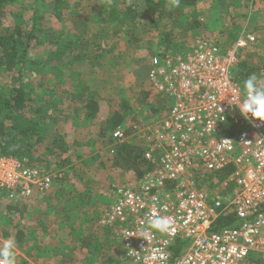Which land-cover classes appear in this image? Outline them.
Instances as JSON below:
<instances>
[{"label":"built area","instance_id":"2783aa9c","mask_svg":"<svg viewBox=\"0 0 264 264\" xmlns=\"http://www.w3.org/2000/svg\"><path fill=\"white\" fill-rule=\"evenodd\" d=\"M255 43L243 31L226 50L200 38L187 50L150 58L146 80L159 113L110 134L116 143L141 145L152 164L141 178L113 187L99 222L113 237L120 264H264V123L246 121L229 106L231 95L239 98L233 71ZM63 176L43 173L27 159L0 157V191L11 202L44 195ZM152 213L171 217L174 230L141 237ZM226 216L234 225L209 232ZM186 239L189 247L171 263V247Z\"/></svg>","mask_w":264,"mask_h":264},{"label":"rangeland","instance_id":"374dc122","mask_svg":"<svg viewBox=\"0 0 264 264\" xmlns=\"http://www.w3.org/2000/svg\"><path fill=\"white\" fill-rule=\"evenodd\" d=\"M111 1L63 0L60 3V20L52 13L53 0H44L35 4L33 1L15 4L6 7L0 14V22L3 27L12 25L15 19L21 15L26 26H29L31 12L36 10L38 15L42 16L40 25L46 39L45 47L55 39L67 41L77 38L75 36L80 37L79 42L84 46L81 50L89 61L72 63L71 56L66 54L61 61L52 62L49 51L52 52L54 46L45 49L37 48L31 52L32 56L30 57L37 59L38 52L48 53L43 57L46 67L54 66L59 70H64L65 83L59 88L74 93V87L78 84L87 88L94 97L100 100L101 110L98 120L84 127L82 135L97 136L100 120L108 112L109 106L118 99H125L128 103L129 122H133L135 119L139 120V117L144 114L149 117L154 115L155 112L151 107L157 102L151 96L146 77L149 60L162 49L160 40L165 34L171 33L176 46L187 50L195 40L200 38L212 40L217 43L220 49H223L232 45L241 32L252 33L256 38L254 49L251 52L243 53L242 59L239 61L258 69L256 77L260 84L264 85V61L260 57V53L264 52V0H225L223 6H220L217 0H194V7L178 8L181 21L177 19L171 22L163 21L154 28L147 21L149 16L146 11V0H126V4L132 5L139 15L136 21L123 25H110L108 5ZM114 1L119 8V3ZM192 13L199 14L198 28L196 29H192V24H190L189 16ZM98 45L101 48L97 49ZM109 48L113 49L111 53L106 52V49ZM73 53H77V51ZM12 86L13 83L8 77L0 76V87L5 93H9ZM36 91V93L40 92L38 89ZM142 95L146 96L147 101L141 100ZM51 114L54 123L48 122V125L43 128L44 135L50 137L55 128L64 133L66 142L70 146L68 152L70 162L66 166L60 167L57 162L41 161L36 166L43 173L65 172L64 183L62 180L61 182L55 181L53 187L62 185L63 187L60 189H65L67 186H75L77 191L82 193L84 201L82 207L77 210L78 217L75 220L78 223L71 225L70 223L74 219L70 220L62 215L60 206L55 209L56 216L52 217L51 209H42L40 207L42 204L39 205L34 201V198H30L27 201H30L31 204L27 201L15 202L20 205L25 204L26 216L19 213L9 215L5 210V205L10 201L0 199V241L3 240V232L16 238L18 242L16 264H25L21 255L24 250H34L35 246H38V241L43 243L40 247L44 248V251L50 250L46 254L47 256L40 254L39 257H53L52 262L48 261V264L60 263L61 258L65 257V249L71 250L82 241V238L89 241L88 239L96 233L97 228L92 221H97L96 223L99 225L100 219L112 202L113 187L136 179L132 172L124 171L120 167H112L115 159L112 144L94 142L92 147L76 149L73 145L74 140L80 139V143L84 144L86 137L78 136L77 131L80 126L70 115L62 116L57 111H52ZM87 163L88 165H86ZM52 188L44 194V197L48 193L49 197H53L51 194L56 193L57 190L54 192ZM27 206L31 208L27 210ZM38 209L44 210V212L38 213ZM69 209L71 210V208ZM85 216H87L86 219ZM79 219H84L89 228L82 229L85 227V223ZM27 222H33L32 224L35 225L33 228H37V224L41 225L38 227L37 235L34 234L37 239L35 240L32 236L34 240L32 239L29 244L21 237L26 233L25 238H27L28 231L25 229ZM70 229L74 231L71 233L72 237L69 234ZM80 230L84 237L78 236ZM65 235H69V238H66ZM112 244L113 242L109 241V246L104 248L103 254L111 252ZM46 245L50 247L46 248Z\"/></svg>","mask_w":264,"mask_h":264},{"label":"trees","instance_id":"16d2710c","mask_svg":"<svg viewBox=\"0 0 264 264\" xmlns=\"http://www.w3.org/2000/svg\"><path fill=\"white\" fill-rule=\"evenodd\" d=\"M27 1H33L35 4L44 0H0V14L8 6ZM62 1L53 0L52 13L58 20H60ZM116 1L119 3V8L114 0L108 5L110 25H123L138 19L139 15L132 5L126 4V0ZM217 2L220 6L225 4V0H217ZM194 5V0H180L178 7L173 6L172 0H169V3L168 0H146V11L149 16L147 21L154 28L163 21L180 20L178 8H191ZM31 14L29 26H26L22 15L7 27H3L0 22V76L8 77L13 83L9 93H5L0 87V157L27 159L31 165H37L41 161L46 163L53 161L57 162L60 167L66 166L70 162L68 156L70 146L66 142L64 133L55 128L48 137L43 132L48 122L54 123L51 113L57 111L62 116H72L80 126L77 131L78 136L80 138L86 136L84 144L80 143V139L74 140L73 145L76 149L92 147L94 142L110 143L113 145L112 152L115 157L112 167L123 168L124 171L132 172L136 178H141L152 169V164L147 163L142 157L143 147L138 143H116L110 137L111 132L124 123L129 113L127 101L118 99L109 106L108 112L100 120L97 136L82 135L84 127L98 120L101 110L100 100L94 97L87 88L78 84L74 87V93L59 88L65 83L64 70H59L54 66L46 67L43 57L48 53L38 52L37 59H32L30 56H32L31 52L37 48L45 49L54 46V50L49 51L52 62H59L68 54L71 56L72 63H81L89 61L81 50L84 46L79 42L80 37L75 36L77 38L67 41L55 39L45 47L46 39L40 25L42 16H39L36 10ZM189 17L192 29L198 28L199 14L192 13ZM161 40L160 52L183 50L176 46L171 33L162 36ZM96 48L101 47L98 45ZM112 50L109 48L106 52L111 53ZM74 51L77 53H73ZM257 71L258 69L250 67L247 63L239 62L233 71V81L236 84H242L249 76L256 75ZM36 89L40 92L36 93ZM141 100L147 101L146 96L142 95ZM226 171L229 172L230 168ZM63 174L62 183L66 180L65 172ZM0 199H7L5 191H0ZM5 210L9 215L23 214L25 205L10 201L5 205ZM234 223L233 216L220 217L210 227L209 232H216ZM7 237V233L3 232L2 238ZM21 237L23 240L25 236ZM24 241L29 244L32 239L28 240L27 237ZM190 243V239L175 242L171 247V263L189 247Z\"/></svg>","mask_w":264,"mask_h":264},{"label":"crops","instance_id":"0c3cea01","mask_svg":"<svg viewBox=\"0 0 264 264\" xmlns=\"http://www.w3.org/2000/svg\"><path fill=\"white\" fill-rule=\"evenodd\" d=\"M148 70H149V67H148ZM148 70H147V72H148ZM156 102H157V100H156ZM151 108H152L153 112H155L152 117H149V115L144 114L142 117H139V120L135 119V121L142 122V123H150L159 113L158 103H156ZM128 117H129L128 115L125 117L124 123H122V125L129 124V118ZM130 141H133V140L130 139ZM128 142H129V140H128ZM61 187H63V186L58 185L57 187L54 186L52 188V191H54V192H55V190H57L56 193L51 194L53 197H49L48 196L49 193L45 197H44V195L35 194L33 197H31V199L34 198L35 199L34 201L38 202L39 205L42 204L40 206L42 209L43 208H47L48 210L51 209L50 211L53 213L52 217H54V215L56 216L55 209L60 206L62 209V215L66 216L67 219H69V218H70V220L74 219L73 221H71V223H70L71 225L78 223V221L75 220V218L78 217L77 210H79L82 207V205H83L82 201H84V197L82 196V193L80 191L79 192L77 191L78 189H76L75 186H73V187L67 186V188H65V189H60ZM64 197H66V198H64ZM68 198H70V199L68 200ZM67 201H68V203H67ZM27 202L30 203V201H27ZM24 205L25 204H23V206ZM30 208L28 207L27 210ZM69 208H71V210ZM25 211H26V209L24 210V213H23L24 215H25ZM42 211L44 212V210H42ZM42 211L39 209L37 210L38 213H42ZM29 213H30V211H29ZM86 217L87 216H85L84 218L86 219ZM64 220L66 221L65 218H64ZM79 220L81 222L84 221V219H79ZM80 221H79V223H81ZM42 222H44V220H42ZM92 222H94L93 225H95V227L97 228V229L95 228L97 230L96 233L94 235H92L90 238L88 237L89 241H85V238H82V241H80L79 244L76 245L74 248H71V250L65 249L64 250L65 257L61 258V261L58 264H106V263L107 264H115V263L120 264L118 248L116 247V245L114 243L113 237H110L111 236L110 232L105 227L101 226L100 224L98 225V223H96L97 221L96 222L92 221ZM32 223H30V222L26 223L25 229H27V231H28L27 232L28 240L33 239L32 236H34L35 240L37 239L34 234L37 235L38 227L41 226L40 224H37L38 227L33 228L35 225H33ZM84 223H85V227H82V229L85 228V230H86V228H89V226H87V223L85 221H84ZM72 232H74V231H72V229H70L69 234H71ZM79 232H80L79 233L80 235H78V236L84 237V235H82V231L80 230ZM76 233H77V230H76ZM24 236H26V233L24 234ZM65 236H66V238H69V235L68 236L65 235ZM72 236L73 235L71 234L70 237H72ZM59 237H61V235H59ZM24 239H26V238L24 237ZM109 241L113 242V244H112L113 247L110 248L111 252L108 251L107 253L103 254V250H104V248H106ZM81 242H84V243H81ZM37 244H38V246H35L34 250L33 249L24 250V253L21 255V257L24 259L25 264H48L47 263L48 261L52 262V260L54 259L53 257H52L53 259L50 257L49 258L48 257H45V258L39 257L40 254L47 256L46 254L48 252H50V250L44 251V248L40 247V245H43V243H40L39 241L37 242ZM45 247L47 248L50 246L46 245ZM49 264H51V263H49Z\"/></svg>","mask_w":264,"mask_h":264},{"label":"clouds","instance_id":"9594fccd","mask_svg":"<svg viewBox=\"0 0 264 264\" xmlns=\"http://www.w3.org/2000/svg\"><path fill=\"white\" fill-rule=\"evenodd\" d=\"M173 6L178 7L180 0H172ZM233 92L239 95V98H234L231 95L229 106L239 110V114L246 121H260L264 123V85H261L256 75H251L245 79L242 84L232 86ZM234 101V102H233ZM219 108V115L222 109ZM225 142H231L224 140ZM173 220L168 216L149 214L146 218V227L141 229V237H151L155 233L165 234L172 232ZM18 242L14 236H8L0 241V264H16V251ZM161 259H164L165 254L160 253Z\"/></svg>","mask_w":264,"mask_h":264}]
</instances>
